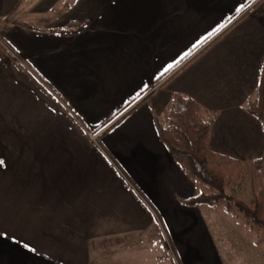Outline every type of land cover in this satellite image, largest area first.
Here are the masks:
<instances>
[{
    "label": "crops",
    "instance_id": "obj_1",
    "mask_svg": "<svg viewBox=\"0 0 264 264\" xmlns=\"http://www.w3.org/2000/svg\"><path fill=\"white\" fill-rule=\"evenodd\" d=\"M255 1L0 0V264H207L215 205L182 202L199 182L155 119L185 94L212 151L261 160Z\"/></svg>",
    "mask_w": 264,
    "mask_h": 264
},
{
    "label": "trees",
    "instance_id": "obj_2",
    "mask_svg": "<svg viewBox=\"0 0 264 264\" xmlns=\"http://www.w3.org/2000/svg\"><path fill=\"white\" fill-rule=\"evenodd\" d=\"M253 6H256V3L251 7ZM26 27L37 30V27L31 25ZM83 28L84 25H79L76 28L48 29L47 32L69 35ZM1 49L8 54L5 48ZM14 58L18 61L16 57ZM26 72L32 75L27 69ZM245 110L259 122L264 134V61L258 72L254 97L246 103ZM213 120L214 116L208 114L196 100L181 93H172L166 116L162 120L155 119L159 138L173 160L188 177L210 188L209 193H200L182 202L188 206H196L214 205L224 200L228 206H235L240 211L247 224L264 231V148L257 165V169L260 170V186L253 193L251 200L245 202L235 196H229L226 188L231 183L238 184L242 180L244 163L210 149L209 139Z\"/></svg>",
    "mask_w": 264,
    "mask_h": 264
},
{
    "label": "rangeland",
    "instance_id": "obj_3",
    "mask_svg": "<svg viewBox=\"0 0 264 264\" xmlns=\"http://www.w3.org/2000/svg\"><path fill=\"white\" fill-rule=\"evenodd\" d=\"M93 134L90 133V139ZM98 136L94 141L91 140L97 143ZM259 162L254 164L244 163V177L242 180L238 184L231 183L226 188V193L229 196H235L245 202L251 200L253 193L260 186V170L257 169ZM197 185V193L210 192V188L206 184L198 183ZM214 205L215 211H212L214 212V219L208 217L206 223L215 246V252L206 257V263L264 264V231L256 226L247 224L240 211L235 206L229 205V207L224 200ZM163 236L166 240L167 237ZM169 249L171 256L167 255V260L169 264H174L178 262V259L172 248L169 247ZM203 263L204 259L202 258L200 259V264Z\"/></svg>",
    "mask_w": 264,
    "mask_h": 264
},
{
    "label": "built area",
    "instance_id": "obj_4",
    "mask_svg": "<svg viewBox=\"0 0 264 264\" xmlns=\"http://www.w3.org/2000/svg\"><path fill=\"white\" fill-rule=\"evenodd\" d=\"M97 136H98V133H94L93 135H91V139L94 141Z\"/></svg>",
    "mask_w": 264,
    "mask_h": 264
},
{
    "label": "snow or ice",
    "instance_id": "obj_5",
    "mask_svg": "<svg viewBox=\"0 0 264 264\" xmlns=\"http://www.w3.org/2000/svg\"><path fill=\"white\" fill-rule=\"evenodd\" d=\"M237 11H239V10H237ZM169 67H171V66H169ZM0 164H3V161H0Z\"/></svg>",
    "mask_w": 264,
    "mask_h": 264
}]
</instances>
